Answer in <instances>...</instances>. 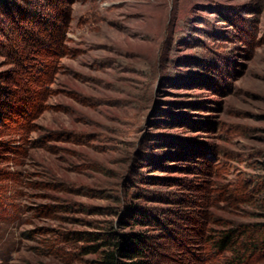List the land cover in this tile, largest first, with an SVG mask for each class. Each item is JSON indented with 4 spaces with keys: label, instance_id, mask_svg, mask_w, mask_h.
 <instances>
[{
    "label": "rangeland",
    "instance_id": "1",
    "mask_svg": "<svg viewBox=\"0 0 264 264\" xmlns=\"http://www.w3.org/2000/svg\"><path fill=\"white\" fill-rule=\"evenodd\" d=\"M54 2L0 0V264H264V0Z\"/></svg>",
    "mask_w": 264,
    "mask_h": 264
},
{
    "label": "trees",
    "instance_id": "2",
    "mask_svg": "<svg viewBox=\"0 0 264 264\" xmlns=\"http://www.w3.org/2000/svg\"><path fill=\"white\" fill-rule=\"evenodd\" d=\"M51 3L47 6L49 9H54L55 12L59 11L58 2H54V0H49ZM1 4V3H0ZM60 17V15H56L53 17L54 20ZM64 19V18H63ZM57 40V36L55 35L52 38V41ZM238 231L230 230L227 232L223 238L220 239V246L223 250H227L230 247L236 245ZM115 241H101V243L94 247L93 253H99L100 257L93 264H150L145 259V253L143 249L144 240L141 236H127L116 234ZM256 239L260 238V243L264 244V230H260L257 235H255ZM254 249H257V243L253 244Z\"/></svg>",
    "mask_w": 264,
    "mask_h": 264
}]
</instances>
